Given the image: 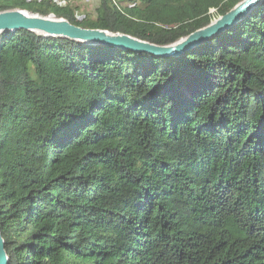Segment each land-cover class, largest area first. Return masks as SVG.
<instances>
[{
  "label": "trees",
  "instance_id": "1",
  "mask_svg": "<svg viewBox=\"0 0 264 264\" xmlns=\"http://www.w3.org/2000/svg\"><path fill=\"white\" fill-rule=\"evenodd\" d=\"M0 0V12L156 44L242 0ZM0 233L8 264H264V0L164 59L0 36Z\"/></svg>",
  "mask_w": 264,
  "mask_h": 264
},
{
  "label": "water",
  "instance_id": "2",
  "mask_svg": "<svg viewBox=\"0 0 264 264\" xmlns=\"http://www.w3.org/2000/svg\"><path fill=\"white\" fill-rule=\"evenodd\" d=\"M261 1L242 0L227 14L212 21L204 28L164 44L151 43L122 33L85 29L71 25L64 19L42 17L24 10L0 12V36L17 30H25L43 37L58 38L83 45L113 47L134 53H144L151 57L171 59L181 57L192 48L216 37L226 28L234 26L250 11L257 8ZM4 246L0 233V264L9 262Z\"/></svg>",
  "mask_w": 264,
  "mask_h": 264
},
{
  "label": "rangeland",
  "instance_id": "3",
  "mask_svg": "<svg viewBox=\"0 0 264 264\" xmlns=\"http://www.w3.org/2000/svg\"><path fill=\"white\" fill-rule=\"evenodd\" d=\"M5 3L11 2V0H3ZM81 1V5L80 2ZM77 5H79V10L81 14H86L89 16V18H94V10L97 7L98 0H78L75 2ZM55 18V17H54ZM216 20V19H215Z\"/></svg>",
  "mask_w": 264,
  "mask_h": 264
},
{
  "label": "built area",
  "instance_id": "4",
  "mask_svg": "<svg viewBox=\"0 0 264 264\" xmlns=\"http://www.w3.org/2000/svg\"><path fill=\"white\" fill-rule=\"evenodd\" d=\"M30 2H35V1H41V0H27ZM75 0H53L54 4L59 7V8H64L70 4H72ZM51 18H54L53 15H49Z\"/></svg>",
  "mask_w": 264,
  "mask_h": 264
},
{
  "label": "crops",
  "instance_id": "5",
  "mask_svg": "<svg viewBox=\"0 0 264 264\" xmlns=\"http://www.w3.org/2000/svg\"><path fill=\"white\" fill-rule=\"evenodd\" d=\"M80 2V5H81V1H79Z\"/></svg>",
  "mask_w": 264,
  "mask_h": 264
}]
</instances>
